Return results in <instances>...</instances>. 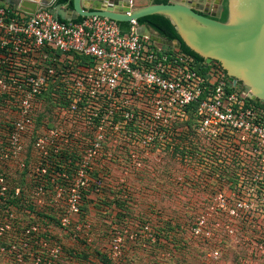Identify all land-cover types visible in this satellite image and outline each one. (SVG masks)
Segmentation results:
<instances>
[{"label": "built area", "instance_id": "2783aa9c", "mask_svg": "<svg viewBox=\"0 0 264 264\" xmlns=\"http://www.w3.org/2000/svg\"><path fill=\"white\" fill-rule=\"evenodd\" d=\"M137 25L0 0V255L16 264H58L56 227L93 240L85 192L103 190L116 163L126 176L175 162L178 191L210 195L198 209L264 210V101L219 62L167 48ZM227 217L216 223L229 226ZM197 224L209 236L206 218ZM139 227L116 228L109 255L125 238L156 240L147 222Z\"/></svg>", "mask_w": 264, "mask_h": 264}, {"label": "rangeland", "instance_id": "374dc122", "mask_svg": "<svg viewBox=\"0 0 264 264\" xmlns=\"http://www.w3.org/2000/svg\"><path fill=\"white\" fill-rule=\"evenodd\" d=\"M150 2L133 0L136 6ZM175 166L167 161L145 163L139 169L130 167L124 176V163H116L111 179L116 192L106 191L110 182L105 178L104 189L91 190L86 198L84 217L93 240L86 242L84 232L74 237V227L54 229L63 245L58 264H264V210L233 214L198 209L210 195L178 191L170 176ZM221 213L228 215L229 226L216 223ZM203 217L202 230L210 229L209 236L193 230ZM146 222L156 236L154 242L143 246L141 240L125 238L119 254L109 255L116 228L137 230ZM0 264L16 263L0 255Z\"/></svg>", "mask_w": 264, "mask_h": 264}, {"label": "water", "instance_id": "95a60500", "mask_svg": "<svg viewBox=\"0 0 264 264\" xmlns=\"http://www.w3.org/2000/svg\"><path fill=\"white\" fill-rule=\"evenodd\" d=\"M223 1L210 5L203 0H152L136 6L133 0H72L68 7L58 0H18V4L28 13L49 8L63 20L100 15L131 23L150 14H164L191 49L207 61L219 62L234 83L243 85L254 99L264 101V0H227L225 21L220 20ZM136 30L162 44L181 45L179 39L164 38L146 24H138Z\"/></svg>", "mask_w": 264, "mask_h": 264}, {"label": "trees", "instance_id": "16d2710c", "mask_svg": "<svg viewBox=\"0 0 264 264\" xmlns=\"http://www.w3.org/2000/svg\"><path fill=\"white\" fill-rule=\"evenodd\" d=\"M58 2L60 4H66L68 7L72 6V0H58ZM155 2H168V0H155ZM228 17V9H227V0H225V10L221 16L222 21H225ZM83 18V16H77L75 17L73 20L74 21H79ZM63 20V19H62ZM139 24H146L148 25L150 28L156 30L159 35H161L164 38H167L169 40H174V39H179L181 41V45L179 47V49L187 54L193 55L197 60L200 61H204V57H202L200 54H198L197 52H195L193 49H191L180 37L176 26L174 25V23L171 21V19L161 13H154V14H150L144 17H141L138 19L137 21ZM120 27L122 28L123 31H128L131 27V23L128 22H118ZM0 101H1V97H0ZM90 193L85 192V197H84V204L82 205V211L85 214V206L88 205V203H86V198ZM115 201V200H114ZM16 202V201H14ZM116 206H120L117 201H115ZM31 208V207H30ZM87 208V207H86ZM31 210L33 211V209L31 208ZM56 212V211H54ZM38 214L40 216L43 217H51V219H54L53 216H50L48 213H44L41 211H38Z\"/></svg>", "mask_w": 264, "mask_h": 264}, {"label": "crops", "instance_id": "0c3cea01", "mask_svg": "<svg viewBox=\"0 0 264 264\" xmlns=\"http://www.w3.org/2000/svg\"><path fill=\"white\" fill-rule=\"evenodd\" d=\"M4 4H6V5H15V4H17L18 3V0H1ZM198 1H200V0H198ZM203 2L204 3H209L210 5H214L215 4V2H216V0H203ZM214 3V4H213ZM107 179H109V182L110 183H108L107 182V185H106V191H109V190H113V191H115V187H117L116 185H114L113 183H112V181H111V179H112V177H109V178H107ZM105 183H106V181H105ZM116 192V191H115ZM114 204H115V202H114ZM115 206H116V204H115ZM117 207V209L118 210H121V207L120 206H116Z\"/></svg>", "mask_w": 264, "mask_h": 264}, {"label": "flooded vegetation", "instance_id": "af4514ba", "mask_svg": "<svg viewBox=\"0 0 264 264\" xmlns=\"http://www.w3.org/2000/svg\"><path fill=\"white\" fill-rule=\"evenodd\" d=\"M223 3H224V8H223V12H224V10H225V0L223 1ZM223 12H222V14H223ZM221 19V18H220ZM139 24V23H138Z\"/></svg>", "mask_w": 264, "mask_h": 264}]
</instances>
